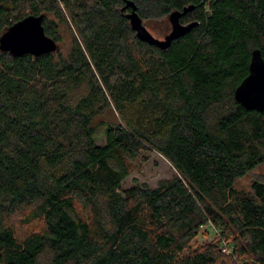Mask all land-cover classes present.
<instances>
[{"label":"trees","instance_id":"1","mask_svg":"<svg viewBox=\"0 0 264 264\" xmlns=\"http://www.w3.org/2000/svg\"><path fill=\"white\" fill-rule=\"evenodd\" d=\"M130 1L144 26L189 6L197 26L164 50L124 0H0V38L30 15L72 31L68 54L0 50V264H264V183L235 187L264 162V113L234 96L264 0ZM148 151L176 174L123 189ZM205 226L220 237L190 248Z\"/></svg>","mask_w":264,"mask_h":264},{"label":"water","instance_id":"2","mask_svg":"<svg viewBox=\"0 0 264 264\" xmlns=\"http://www.w3.org/2000/svg\"><path fill=\"white\" fill-rule=\"evenodd\" d=\"M122 12L131 9L128 14L131 26L137 37L150 45L167 50L172 42L189 33L197 23L183 25L181 18L192 12L195 6L185 7L182 11H174L169 16L171 32L164 40L156 39L143 25L133 1L124 0ZM44 15H30L12 25L0 38V50L14 56L32 55L40 57L58 50V43L48 36L44 27ZM235 100L249 111L264 113V59L259 49L253 50L249 65V74L237 87Z\"/></svg>","mask_w":264,"mask_h":264},{"label":"rangeland","instance_id":"3","mask_svg":"<svg viewBox=\"0 0 264 264\" xmlns=\"http://www.w3.org/2000/svg\"><path fill=\"white\" fill-rule=\"evenodd\" d=\"M48 18L54 19L52 15H49ZM144 24L158 40H164L172 29L168 17L145 21ZM59 27L60 41L57 42L59 47L57 53L68 54L72 46V31L64 24H59ZM100 143L102 144L101 141ZM175 174L176 170L168 160L155 151H148L142 155L141 160L134 163L131 175L123 182V189L133 187L136 184H146L151 188H156L162 181L171 179ZM255 181L264 183V162L257 165L247 176L239 179L235 187L239 192L251 194L253 193L252 186ZM41 227L42 224L37 222L31 228L20 226L19 231L21 235H24L30 230H40ZM217 237H220V235H217L215 229L205 226L201 234L190 244V248L197 249L205 244L213 243L217 240Z\"/></svg>","mask_w":264,"mask_h":264},{"label":"built area","instance_id":"4","mask_svg":"<svg viewBox=\"0 0 264 264\" xmlns=\"http://www.w3.org/2000/svg\"><path fill=\"white\" fill-rule=\"evenodd\" d=\"M225 251H227V250H225ZM228 252V251H227Z\"/></svg>","mask_w":264,"mask_h":264}]
</instances>
